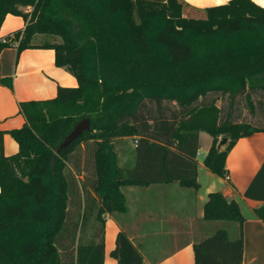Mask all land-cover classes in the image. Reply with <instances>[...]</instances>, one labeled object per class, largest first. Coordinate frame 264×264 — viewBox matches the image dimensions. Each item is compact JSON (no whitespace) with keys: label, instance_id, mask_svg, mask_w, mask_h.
<instances>
[{"label":"trees","instance_id":"1","mask_svg":"<svg viewBox=\"0 0 264 264\" xmlns=\"http://www.w3.org/2000/svg\"><path fill=\"white\" fill-rule=\"evenodd\" d=\"M7 14L24 27L0 36V52L15 40L17 52L51 48L77 85L19 103L25 122L9 130L18 149L0 148V264H104L105 214L125 211L121 187L196 190L200 131L211 136L203 163L222 178L237 139L264 131L236 111L243 98L264 121V6L253 0L203 8L185 0H0V27ZM40 35L52 40L35 42ZM85 117L89 129L57 152ZM126 138L133 161L120 164ZM254 213L264 222V203ZM203 218L243 221L218 190L208 193ZM192 248L194 264H242L241 233L231 239L218 228ZM110 255L116 264L142 261L123 231Z\"/></svg>","mask_w":264,"mask_h":264},{"label":"crops","instance_id":"2","mask_svg":"<svg viewBox=\"0 0 264 264\" xmlns=\"http://www.w3.org/2000/svg\"><path fill=\"white\" fill-rule=\"evenodd\" d=\"M185 1L203 8L227 0ZM253 1L264 6V0ZM23 27L21 16L7 14L0 27V36ZM0 78L11 81V86L0 83V148L8 155L18 149L9 130L25 122L19 103L51 98L57 86L73 87L77 80L64 67L55 65L53 49L25 48L17 52L15 44L0 52ZM203 132H199L196 190L178 183L121 187L125 211L105 214L104 264L117 263L110 251L118 231L125 232L139 249L141 264H194L193 243L218 228L225 229L231 239L242 234V264H264V222L254 213V208L264 203V131L237 139L225 159L226 178L215 175L204 165L203 157L211 144V136ZM132 161L131 154L129 162ZM216 190L237 202L243 216L241 224L203 218L208 193Z\"/></svg>","mask_w":264,"mask_h":264},{"label":"rangeland","instance_id":"3","mask_svg":"<svg viewBox=\"0 0 264 264\" xmlns=\"http://www.w3.org/2000/svg\"><path fill=\"white\" fill-rule=\"evenodd\" d=\"M191 14L198 15L197 13H193V12H191ZM44 39L52 40V38H50V37H46V36H41L40 35L34 41L35 42H41ZM259 97H260L259 95H255L253 97V100L257 101ZM217 103L220 104L221 106H225L226 101L225 100H222L221 102L217 101ZM236 108H237L236 111L240 114L239 115L240 119L251 121L254 124H262V123H264V121H262V119H261V113L258 110H256L254 114H251L249 112L248 107L246 106V103H245L243 98H241L239 100V102H237ZM203 134H205L206 136H209L205 132H203ZM132 147H133V140L131 138H126L125 141H124V144L122 146L123 149H119V151H118L119 162L120 163H124V162H129L130 161ZM200 155L201 156H199V157L201 158L202 155H203L202 151H201Z\"/></svg>","mask_w":264,"mask_h":264},{"label":"water","instance_id":"4","mask_svg":"<svg viewBox=\"0 0 264 264\" xmlns=\"http://www.w3.org/2000/svg\"><path fill=\"white\" fill-rule=\"evenodd\" d=\"M90 127L89 120L87 117L82 118L79 120L71 129V131L63 138V140L60 142L57 152H59L62 148L66 147L71 141H73L75 138L80 136L83 131L88 130ZM226 142V137H222L219 142L217 143V147L219 148L221 145H223Z\"/></svg>","mask_w":264,"mask_h":264},{"label":"built area","instance_id":"5","mask_svg":"<svg viewBox=\"0 0 264 264\" xmlns=\"http://www.w3.org/2000/svg\"><path fill=\"white\" fill-rule=\"evenodd\" d=\"M2 40H3V41H6V39H5V38H2ZM12 44H13V45H14V44L16 45V44H17V41H16V40H15V41H13V42H12Z\"/></svg>","mask_w":264,"mask_h":264}]
</instances>
